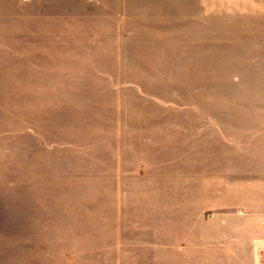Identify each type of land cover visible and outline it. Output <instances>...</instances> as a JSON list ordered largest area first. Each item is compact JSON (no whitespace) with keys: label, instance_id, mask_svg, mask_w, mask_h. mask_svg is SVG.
Masks as SVG:
<instances>
[{"label":"rangeland","instance_id":"1","mask_svg":"<svg viewBox=\"0 0 264 264\" xmlns=\"http://www.w3.org/2000/svg\"><path fill=\"white\" fill-rule=\"evenodd\" d=\"M163 1L126 0L122 20L95 1H60L69 10L43 23L58 42L44 43L36 81L0 73V264L35 253L39 264H179L195 229L204 264H264V218L211 203L194 217L179 201L169 150L181 125L224 119L220 99L243 94L212 73L226 72L225 52L186 51L175 25L185 12ZM34 208L37 246H21Z\"/></svg>","mask_w":264,"mask_h":264},{"label":"crops","instance_id":"2","mask_svg":"<svg viewBox=\"0 0 264 264\" xmlns=\"http://www.w3.org/2000/svg\"><path fill=\"white\" fill-rule=\"evenodd\" d=\"M60 1L0 0V73L30 75L36 81L44 43L58 42L55 34H44L43 23L47 17L57 21L60 10H69V5L62 7ZM91 1L98 2L109 17L113 13L122 20L121 5L126 0ZM176 2L185 12L175 24L181 28L180 44H189L186 51L190 53L202 51L203 44L215 54L225 52L226 72L212 73L227 76L221 91L243 94L234 102L220 99L226 100V106L219 104L226 107L224 119L209 120L208 125L202 115H196L181 125V147L169 150L177 156L179 201L190 204L194 217L198 211L201 217L202 204L211 203L216 212L264 218V0ZM44 11L51 13L44 15ZM204 11L227 14L225 18L204 17ZM33 213L34 233L20 242L21 246H37V208ZM197 232L195 229V241L180 248L179 264H204ZM35 254L32 263L39 264ZM145 264L164 263L151 260ZM225 264L246 263L227 259Z\"/></svg>","mask_w":264,"mask_h":264},{"label":"built area","instance_id":"3","mask_svg":"<svg viewBox=\"0 0 264 264\" xmlns=\"http://www.w3.org/2000/svg\"><path fill=\"white\" fill-rule=\"evenodd\" d=\"M263 223H264V219H263Z\"/></svg>","mask_w":264,"mask_h":264}]
</instances>
